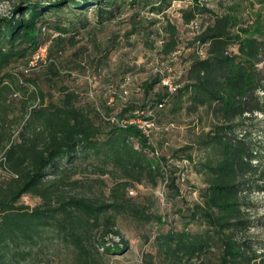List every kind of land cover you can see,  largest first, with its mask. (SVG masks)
Returning a JSON list of instances; mask_svg holds the SVG:
<instances>
[{
  "label": "trees",
  "instance_id": "obj_1",
  "mask_svg": "<svg viewBox=\"0 0 264 264\" xmlns=\"http://www.w3.org/2000/svg\"><path fill=\"white\" fill-rule=\"evenodd\" d=\"M97 1L93 4L99 18L104 21L113 17L117 1ZM173 1L192 4L190 9L183 10L187 23L199 14L214 15L213 23L194 39V45L206 47L205 56L198 52L193 55L183 77L184 85H176L174 92L164 86V92L156 93L151 103L127 105L116 122H108L110 127L106 132L87 109L77 105L73 93L66 94L63 105L52 103L46 108L32 109L17 140L12 141V135L7 133L5 119L0 124V149H5V164L12 173V177L0 181V264L27 261L31 250L44 242L49 233L67 245L73 264H106L105 255L120 254L126 247H112L106 242L110 235L120 236L119 216H132L144 223L157 219L162 223L161 216L148 214L145 207L134 205L128 189L145 181L157 184L160 178H166V159L156 154L151 139L137 126L123 125V122L138 117L153 122L154 117L136 113L163 108L170 102L175 112L182 111L187 104L190 112L205 110L211 115L209 130L199 135L198 142L205 149L217 151L218 157L201 164L207 183L201 194L203 203L190 211L185 228L160 236L161 251L170 264L201 260L217 248L221 250L219 262L210 264H264V245L256 246L246 236L251 222L244 208L247 194L254 189L262 190L259 185L254 187L249 179L264 157L250 140L254 130L249 122L256 114H264V69L261 67L264 42L250 35V27H240L237 7H228L226 13L217 14L200 0L154 2L168 6ZM102 3L109 9L100 7ZM69 4L83 10L89 0H62L51 5L28 2L18 6L11 18L0 17V76H3L0 84L9 78L15 83L13 90L25 88L26 85H20L6 70L27 61L40 44L49 42L53 29L59 30L62 37L69 32L60 21L53 23L46 18ZM170 28L172 35L162 47L166 56L177 48L175 27ZM60 35L58 39L53 38L48 52L54 75H59L55 56L63 54L54 51L55 44L61 41ZM233 46L238 47L237 53L232 50ZM25 82H29L28 77ZM162 83L161 74L145 81L146 95ZM35 88L32 94L43 103L44 93L37 85ZM91 152L103 155L105 162H112L120 172L115 175L108 199L65 191L68 187L84 189L83 179H75L77 172L71 170L77 168V160L87 159ZM102 173L106 174V169ZM170 186H175V179ZM25 195L38 198L41 203L35 207L26 205L21 202ZM191 221L204 223L206 229L193 231L188 226ZM98 238L99 247L95 244Z\"/></svg>",
  "mask_w": 264,
  "mask_h": 264
},
{
  "label": "rangeland",
  "instance_id": "obj_2",
  "mask_svg": "<svg viewBox=\"0 0 264 264\" xmlns=\"http://www.w3.org/2000/svg\"><path fill=\"white\" fill-rule=\"evenodd\" d=\"M36 1L51 5L62 0H3L0 17L11 18L18 6ZM116 1L113 17L104 21L99 18L94 5L97 0H89L83 10L69 4L61 12L46 16L53 23L60 21L61 26L69 30L62 37L59 30L53 29L51 41L49 39L50 47L53 38L61 37V41L58 40L60 42L54 46L55 53H63L55 56L59 75L53 74L48 61L46 67L28 77L29 82L21 89V98L15 100L11 99L16 90H13L14 81L7 78L0 84V124L6 120L7 133L12 135V141L18 139L31 107L46 108L52 103L63 105L67 93L75 94L77 105L87 109L106 132L110 127L108 122L117 118L127 105L154 101L156 93L164 92V81L175 86L184 85L183 77L193 55L198 52L205 56L206 47L194 45V39L213 23L214 15L208 12L199 14L187 23L183 10L190 9V2L173 1L168 6H159L155 0ZM200 3L217 14L226 13L228 7H237L240 27H250V35L264 42V0H200ZM105 6L102 3L100 7ZM172 26L175 27L177 48L166 56L162 47L172 35ZM232 50L237 53L238 47L233 46ZM14 66L6 73L15 76ZM261 67L264 69V63ZM158 74L163 76V83L146 95L144 82ZM35 85L44 93L43 103L32 94ZM186 106L182 111L175 112L174 104L170 102L163 108H148L141 114L146 118L154 117L150 139L159 155L166 159L168 172L166 178H160L157 184L145 181L130 187L128 197L137 207H145L148 214L161 216L163 222L154 219L144 223L132 216H119L117 228L121 234L110 235L106 242L108 246L126 247L120 254L105 255L106 264H170L161 251L160 236L185 228L190 211L198 203H203L201 194L207 183L201 164L215 159L218 153L203 148L198 139L199 135L209 130L212 117L205 110L190 112ZM249 124L254 130L250 140L264 156V114H256ZM238 134L241 136V133ZM188 146L190 148L186 149ZM76 163L77 170L72 169L71 172H77L75 179H83L85 187L83 190L68 187L65 191L108 199L116 181L115 175L120 173L118 168L112 162L106 163L103 155L96 156L92 152L87 159H79ZM102 169H106L107 173L103 174ZM10 177L12 173L5 164V149H0V181ZM172 179H175L174 187L170 186ZM249 179L254 187L259 185L262 190H252L244 201L246 216L251 222L246 236L256 246L264 245V157ZM21 202L35 207L41 200L25 195ZM188 226L193 231L206 229L202 222L191 221ZM100 243L98 238L95 244L99 247ZM99 249L104 252L102 247ZM220 254L219 248L212 249L201 260L192 259L188 264L219 262ZM22 264H73V261L67 245L49 233Z\"/></svg>",
  "mask_w": 264,
  "mask_h": 264
},
{
  "label": "built area",
  "instance_id": "obj_3",
  "mask_svg": "<svg viewBox=\"0 0 264 264\" xmlns=\"http://www.w3.org/2000/svg\"><path fill=\"white\" fill-rule=\"evenodd\" d=\"M46 31L47 30L44 28L43 32H46ZM49 42L40 44L27 61L23 62L22 64L20 63L15 67L14 74L20 85H26V82H25L26 77H29L30 75L34 74V72H36L37 70L41 68H44L45 65L48 64ZM164 84L165 86L169 87L171 92H174L176 90V86L173 85L172 83H169V81H164ZM125 93L127 94V91H125ZM21 96H22V91L15 90L14 94L12 95V98L19 99L21 98ZM160 107H162V105H160ZM34 108H36V106L31 107L30 112ZM143 113L144 112L142 113L137 112L136 115L140 116ZM112 122H116V118L112 119ZM123 125H135L137 126L139 130L142 131V133L145 136L151 138V134H152L151 127L153 126L152 121H149L145 118L138 117V118H131L129 120H125L123 122ZM156 154L159 155V152L157 151Z\"/></svg>",
  "mask_w": 264,
  "mask_h": 264
}]
</instances>
